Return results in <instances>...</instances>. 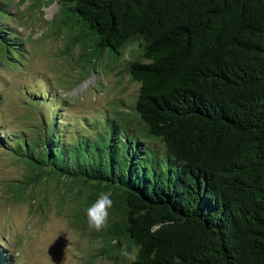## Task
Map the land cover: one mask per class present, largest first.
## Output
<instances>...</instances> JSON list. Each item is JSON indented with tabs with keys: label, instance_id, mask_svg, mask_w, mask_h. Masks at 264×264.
I'll return each mask as SVG.
<instances>
[{
	"label": "trees",
	"instance_id": "trees-1",
	"mask_svg": "<svg viewBox=\"0 0 264 264\" xmlns=\"http://www.w3.org/2000/svg\"><path fill=\"white\" fill-rule=\"evenodd\" d=\"M38 2L59 3L67 54L79 49L90 71L124 60L139 87L88 132L66 131L55 93L38 129L1 135L28 167L24 188L51 179L81 226L110 192L101 252L125 264H264V0ZM21 48L0 27V51Z\"/></svg>",
	"mask_w": 264,
	"mask_h": 264
},
{
	"label": "rangeland",
	"instance_id": "rangeland-1",
	"mask_svg": "<svg viewBox=\"0 0 264 264\" xmlns=\"http://www.w3.org/2000/svg\"><path fill=\"white\" fill-rule=\"evenodd\" d=\"M38 1L0 0V27L24 45L17 60L0 51V136L5 134L11 144L24 128L38 129L40 117L51 107L47 96L61 95L63 104L51 112L58 111L61 123L68 122L66 131L81 133L100 116L122 111L139 87L125 72L124 60L109 62L104 55L90 71L79 49L67 54L65 32L53 24L59 3ZM135 48V43L126 48L127 58ZM39 93L48 95L37 99ZM10 151L0 143V252L11 264H125L102 254L105 242L98 231L75 222L69 194L62 208L54 204L58 195L51 179L40 178L24 188L28 167ZM46 190L51 196L44 197Z\"/></svg>",
	"mask_w": 264,
	"mask_h": 264
},
{
	"label": "clouds",
	"instance_id": "clouds-1",
	"mask_svg": "<svg viewBox=\"0 0 264 264\" xmlns=\"http://www.w3.org/2000/svg\"><path fill=\"white\" fill-rule=\"evenodd\" d=\"M112 204L111 193L102 192L99 197L85 209L90 229L99 231L105 227L109 215L108 209L112 207Z\"/></svg>",
	"mask_w": 264,
	"mask_h": 264
}]
</instances>
